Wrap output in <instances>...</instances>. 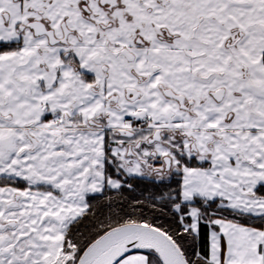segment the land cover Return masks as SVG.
<instances>
[{"label":"snow or ice","instance_id":"snow-or-ice-1","mask_svg":"<svg viewBox=\"0 0 264 264\" xmlns=\"http://www.w3.org/2000/svg\"><path fill=\"white\" fill-rule=\"evenodd\" d=\"M0 264H264V0H0Z\"/></svg>","mask_w":264,"mask_h":264}]
</instances>
